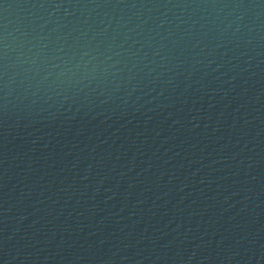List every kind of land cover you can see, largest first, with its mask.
Instances as JSON below:
<instances>
[{"label": "water", "instance_id": "95a60500", "mask_svg": "<svg viewBox=\"0 0 264 264\" xmlns=\"http://www.w3.org/2000/svg\"><path fill=\"white\" fill-rule=\"evenodd\" d=\"M0 264H264V0H0Z\"/></svg>", "mask_w": 264, "mask_h": 264}]
</instances>
